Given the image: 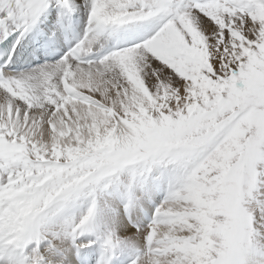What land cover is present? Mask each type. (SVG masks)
<instances>
[{
	"label": "bare ground",
	"instance_id": "obj_1",
	"mask_svg": "<svg viewBox=\"0 0 264 264\" xmlns=\"http://www.w3.org/2000/svg\"><path fill=\"white\" fill-rule=\"evenodd\" d=\"M171 1L178 0H165L161 7L148 5L143 8V13L136 7L137 0H0V20L7 23V26L18 22L25 12L44 3L48 4L45 6L51 11L59 10L60 6L65 11H71L81 26L88 22L90 32L80 48L83 55L101 50L109 43L116 27L132 29L134 24L142 22L149 26L145 32V44L113 54L100 63L79 65L66 57L55 64L14 74L11 89L0 87V136L8 144L22 141L25 145H40L44 164L48 165L50 158L58 150L57 145H63L60 137L62 133L93 129L124 141L126 137H137L139 130L134 126V120L139 123L143 115L140 114L141 111L150 104L167 105L172 102L170 107L174 114L185 112L193 104L191 91H195V80L188 75L196 70L192 59L197 48L195 39L204 42L206 50L215 60V68L225 66L227 60L233 59L241 51L229 46V36L225 37L224 44L221 45L226 46L225 54L224 49H220L221 46L217 49L208 47L212 30L205 27H200L196 38L193 37L188 21L202 20L210 15L211 9H218L215 13L217 15L226 14L217 5L211 7L210 2L214 0H199L202 5L191 0H179L177 4ZM222 1L225 5L226 0ZM150 2L142 0L143 4ZM227 3H231V0ZM127 7H131L128 12L135 16L128 17L123 13ZM256 19L260 20L259 15ZM157 20L160 24L156 23ZM247 20L246 25L249 26L250 19ZM230 21H233L234 27L239 31L243 29L242 21L233 17ZM259 24L258 31L262 32L263 27ZM48 33L52 36L53 29H49ZM181 36L184 42H180ZM28 41L24 45L27 50L24 54L26 61L31 60L27 49ZM182 46L186 47L185 51H182ZM189 52L192 54L187 57L188 66L184 68L182 58ZM207 66H210L209 63ZM217 70L221 73V69ZM62 82L71 90V98L62 93ZM163 110L166 111V108ZM45 121H49V125L38 126ZM32 127H38V130L30 133L29 129ZM71 137L72 143H76L78 134L74 132ZM228 149L226 144L225 150ZM55 166L64 169L61 176L54 171L36 173L31 183L25 177H15L14 172L4 175L0 170V178L4 179L0 181V264H77L74 260L76 251L88 256L91 264H108V254L138 250L141 254L136 256L134 264H179L181 255L174 247L184 236L179 238L180 226L175 227V215L170 214L189 210L194 203H188L185 198H173L179 184L176 180L174 186H169L170 175L165 170L156 168L147 181L134 183L125 177L124 182L120 178L123 185L117 179L114 185L110 184L103 192L96 191L90 196L74 195L59 200L60 196L70 193L71 187L84 184L92 175L73 181L75 177L71 180L69 175L77 173L69 170V166H59L57 163ZM3 167L6 170V166ZM33 167L36 168L37 165H30L29 170ZM67 173L68 176H63ZM59 181L65 183L49 197L48 202L41 203L38 207L16 201L23 185L30 186L33 190L39 185ZM8 184H11L9 190L6 189ZM117 190L122 195L126 213L116 197ZM260 192L262 197L259 201L264 204V188ZM56 200H59L58 205L51 209L46 222L41 226V231L45 230V234L40 235L34 231L25 234V240H19L20 227H31V222L19 224V217L29 209L46 210ZM254 215L256 219L257 210ZM260 215L263 216L257 218V222L263 225L264 213ZM126 218L131 221L132 226L127 224ZM261 237L264 238V234ZM32 238L31 241L36 242L34 247L29 241ZM44 241L51 243L48 245ZM146 241L150 244L148 250L144 247ZM263 241L259 247L264 253ZM193 254L195 252L191 249L185 264L196 263ZM259 259V263L264 264V258L260 256Z\"/></svg>",
	"mask_w": 264,
	"mask_h": 264
},
{
	"label": "rangeland",
	"instance_id": "obj_2",
	"mask_svg": "<svg viewBox=\"0 0 264 264\" xmlns=\"http://www.w3.org/2000/svg\"><path fill=\"white\" fill-rule=\"evenodd\" d=\"M138 1L136 7L144 13V7L151 4L161 7L165 0H148L151 1L149 4ZM227 1L225 5L222 0L210 2L211 7L217 5L224 9L225 15H217L218 9H211L210 15L202 20L188 21L189 29L193 31L194 38L200 27L211 29L207 46L216 49L229 36V46L241 53L227 60L225 66L215 68V60L204 42L195 39L197 48L192 59L196 70L188 74L195 80V91H191L193 104L185 112L174 114L170 107L172 102L167 105L150 104L141 111L144 116L140 122L134 120V126L139 130L137 137H126L124 141L93 129L62 133L63 145H57L58 150L48 165L44 164L40 145H25L22 141H10L8 144L0 136L2 174L14 172L15 177H25L31 183L36 173L54 171L61 176L64 169L55 166L57 163L69 166V170L77 173L69 175L71 180L75 177L73 181L92 175L84 184L71 187L72 191L60 196V200L103 192L117 179L123 185L125 177L134 183L147 181L156 168L165 170L170 175L169 186H174L176 180L179 184L173 198H185L188 203H194L189 210L170 214L175 215V227L180 226L179 238L184 236L174 247L181 255L179 264H185L191 249L195 252V264H260L259 257L264 258L259 247L264 240L261 237L264 224L257 222V218L263 216L260 213H264V204L259 201L262 197L260 191L264 188V0ZM171 2L177 4L179 0ZM127 8L123 13L128 17L135 16L129 13L131 7ZM257 15L260 20L256 19ZM232 17L242 21L241 31L230 21ZM247 19H250L249 26ZM259 23L263 27L262 32L258 31ZM179 40L184 42L182 36ZM225 47L220 48L224 49V54ZM182 48V51L186 50V47ZM191 54L189 52L182 58L184 68L188 66L187 57ZM217 69H221V73ZM45 125H49V121L38 124L40 127ZM37 130L38 127H32L29 132ZM74 132L78 134L76 143H72ZM226 144L228 150H225ZM34 163L37 167L29 170ZM63 176H68V173ZM0 181L4 179L0 178ZM64 183L39 185L33 190L23 185L16 201L38 207L48 202ZM10 187L8 184L6 189ZM59 200L46 210H26V215L20 216L18 223L31 222V227H20L19 240H25L24 235L34 231L45 234L41 226ZM256 210L258 216L255 219ZM31 240L33 238L29 240L30 245L34 247L36 242ZM44 243L50 245L51 242Z\"/></svg>",
	"mask_w": 264,
	"mask_h": 264
}]
</instances>
